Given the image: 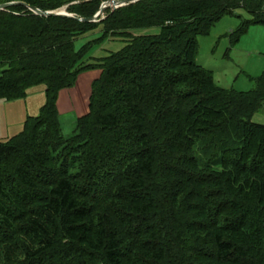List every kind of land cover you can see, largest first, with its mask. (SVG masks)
I'll use <instances>...</instances> for the list:
<instances>
[{
    "label": "trees",
    "instance_id": "1",
    "mask_svg": "<svg viewBox=\"0 0 264 264\" xmlns=\"http://www.w3.org/2000/svg\"><path fill=\"white\" fill-rule=\"evenodd\" d=\"M10 2L64 4L0 0ZM238 9L253 19L235 43L264 25V0H140L99 24L0 11V100L39 85L47 96L0 140V264H264V124L252 121L264 72L253 90H228L197 63L198 37ZM99 10L98 0L68 8ZM100 25L105 37L76 50ZM110 34L127 44L85 64ZM93 70L89 113L66 137L59 94Z\"/></svg>",
    "mask_w": 264,
    "mask_h": 264
},
{
    "label": "rangeland",
    "instance_id": "2",
    "mask_svg": "<svg viewBox=\"0 0 264 264\" xmlns=\"http://www.w3.org/2000/svg\"><path fill=\"white\" fill-rule=\"evenodd\" d=\"M88 1L93 0H58V2H63L64 4L55 11L76 16L70 13L68 8ZM98 1L101 7L103 3L109 2L110 0ZM116 10H106L103 15L97 19L96 24H99ZM252 19V16L248 12L243 9H238L235 11L234 15L225 16L218 22L208 35L198 37L199 49L197 63L213 71L215 83L222 88L245 92L253 90L255 88L254 79L260 77L264 72V25H251L248 32L242 36L240 41L235 43L232 42L233 37H231V34L237 31L243 24V21ZM134 33L137 35H155L159 33V29L138 30ZM103 36L102 26L100 25L76 40V50H80L88 42L101 37L103 39ZM126 44L125 39L110 34L106 37L105 41L100 44H94L93 47L89 49L85 58V64L97 63V59L118 52ZM93 83L91 84V88ZM85 84L86 81L83 85L85 86ZM65 99L66 97L64 98L59 95L58 103L60 104L61 100L64 102ZM46 103L47 96L46 87L44 85L29 89L24 99L11 102L10 104L5 102L0 112V140H5L19 134L30 117L36 118L40 115ZM89 110L90 99L88 110L84 115L88 114ZM60 121L63 133L66 137H71L79 133L81 128H79L78 119L76 120L74 114H63L60 116ZM252 121L264 124V103L262 108L253 116ZM166 202H168V200L163 199L157 203L159 205H164Z\"/></svg>",
    "mask_w": 264,
    "mask_h": 264
},
{
    "label": "crops",
    "instance_id": "3",
    "mask_svg": "<svg viewBox=\"0 0 264 264\" xmlns=\"http://www.w3.org/2000/svg\"><path fill=\"white\" fill-rule=\"evenodd\" d=\"M40 1H51V0H40ZM100 73L101 72L99 70H96L81 74L74 88L66 89L60 92L59 94L60 96L64 98L66 97L64 102L63 100H61L60 104L58 103L60 115L66 113L74 114L77 120L79 119V117L83 116L87 112L89 99L91 96V89H92L91 84L94 82V80L100 77ZM85 81L86 84L84 86L83 84L85 83ZM5 102L6 101L0 100V112ZM7 103L10 104L11 102H7Z\"/></svg>",
    "mask_w": 264,
    "mask_h": 264
},
{
    "label": "water",
    "instance_id": "4",
    "mask_svg": "<svg viewBox=\"0 0 264 264\" xmlns=\"http://www.w3.org/2000/svg\"><path fill=\"white\" fill-rule=\"evenodd\" d=\"M139 0H121V1H116V0H110L109 2L103 3L100 10L96 13L95 16L91 17V18H79L76 16H72L70 14H67L65 12H60V11H44L41 10L37 7L28 5L27 3L24 2H10V3H4V4H0V11H4L7 10L8 8L12 7V6H24L26 7L28 10H30L32 13H34L37 16H41V17H67V18H74L80 22H84V23H96L97 19L103 15V13L106 10H116L118 8H123L129 5H132L134 3H137Z\"/></svg>",
    "mask_w": 264,
    "mask_h": 264
}]
</instances>
